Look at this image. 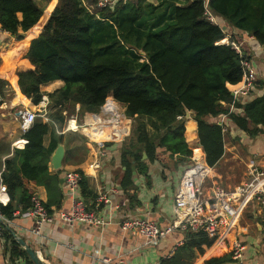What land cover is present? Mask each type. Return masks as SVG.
Here are the masks:
<instances>
[{"label":"trees","instance_id":"trees-1","mask_svg":"<svg viewBox=\"0 0 264 264\" xmlns=\"http://www.w3.org/2000/svg\"><path fill=\"white\" fill-rule=\"evenodd\" d=\"M43 1L46 7L37 0H0V26L15 37L0 42V74L9 72L0 75V95L10 87L30 106L48 97L47 106L53 109L48 122L37 116L23 135L27 140L23 148L10 150L0 141V184L7 186L10 196L7 204L0 203L6 219H14L18 209L22 213L31 208L35 190L30 183L47 188L49 212L52 204L60 206L62 170H51V155L62 143L65 113H75L78 107L80 115H96L110 94L125 105L127 119L137 120L141 148L134 145L122 153L126 190L134 186L133 165L147 174L160 150L215 166L225 152V131L223 124L209 117L228 115L252 136L264 131V94L240 104L228 88L242 80L241 61L248 58L228 41L246 33L264 50V0H159L158 4L116 0L104 7L98 6L99 0ZM208 11L215 21L208 18ZM222 21L233 28L232 35ZM54 80L65 84L51 93L41 90L42 84ZM231 104L243 108L244 114L231 111ZM187 111L197 121L202 151L191 149L186 140ZM108 131L98 130L100 147L115 142V130ZM48 134L51 140L45 145ZM85 193L90 195L86 189ZM0 231L9 235L1 223ZM215 240V233L189 228L184 243L159 264H193L203 246ZM13 243L16 261L33 264ZM222 248L206 264L230 261L232 246Z\"/></svg>","mask_w":264,"mask_h":264},{"label":"crops","instance_id":"crops-1","mask_svg":"<svg viewBox=\"0 0 264 264\" xmlns=\"http://www.w3.org/2000/svg\"><path fill=\"white\" fill-rule=\"evenodd\" d=\"M150 2L158 4L159 0ZM44 4L46 5L45 2ZM221 23L227 28L229 35L234 33L233 28L226 22ZM234 37L243 42L244 53L252 62L257 75L255 84L235 97L236 102L246 104L264 94V50L263 45L246 33L235 34ZM6 38L15 39L10 33L0 31V42ZM64 84L62 80L50 81L42 84L41 90L51 93ZM243 87V80L236 84H228L233 95L235 90H241ZM21 99L20 93L10 87L5 89L4 95H0V141L9 144L10 150L16 147L14 142L24 140L17 118V110L22 104ZM116 103L118 104L115 112L126 116L125 105L118 101ZM44 104L47 106L49 102ZM31 107L35 109V106ZM230 109L238 114H244L243 108H236L234 104L230 105ZM99 113L105 119H111L113 115L108 111ZM80 116L86 122L84 127L75 132L62 131L65 156L60 168L62 170L60 187L63 198L60 206L57 204L50 206L53 221L44 225L42 234L35 235L32 233L34 220L22 216L19 209L12 220L3 216L13 231L46 261L52 264H159L163 258L172 256L184 243L186 230L177 227L158 242L147 243L142 235L123 232L120 221L129 216H146L166 229L173 225L177 218L175 198L179 188L194 184L202 189L201 199L206 203L214 201V191L217 187H224L235 193L230 194L228 198L233 210L229 217L231 222L220 225L213 245L209 247L204 245V252L198 253L193 264H206L209 257L220 249L223 250L222 247L226 244L232 246L235 239L243 243V257L240 260L231 257L230 261L223 264H264V208L258 195L252 190L237 191L250 182L253 187L264 188V131L252 136L237 127L228 115L209 117V121L223 124L225 131V152L215 166L204 165L192 158L183 159L179 155L171 156L160 150L158 159L148 164L147 174L140 172L136 164L133 165L134 186L126 190L122 184L126 171L122 163V153L124 149L134 145H137L135 149L141 148L137 143V120L133 118L127 123L125 118L118 125L111 127L116 133L115 142L100 147V139H97L98 130L109 133L110 128L98 126L96 130H92L89 124L96 119L97 114ZM185 127L189 147L195 151H202L198 140V124L192 111H187L185 115ZM50 140L51 136L48 134L45 137V145H49ZM144 152L145 150L142 151ZM251 162L259 166L261 175L257 177L249 175L248 167ZM51 170L57 171L52 167ZM68 170H79L84 173L83 180L76 189V195L82 197L90 209H96L109 220V224L99 227L82 222L68 225L61 220L60 212L69 210L72 203L63 186ZM30 186L45 203L49 201V193L44 185L30 183ZM85 189L90 195L84 194ZM100 196L109 201L99 203ZM7 231L8 236L0 231V264H24L14 258L13 241L18 247L21 246L12 233Z\"/></svg>","mask_w":264,"mask_h":264},{"label":"built area","instance_id":"built-area-1","mask_svg":"<svg viewBox=\"0 0 264 264\" xmlns=\"http://www.w3.org/2000/svg\"><path fill=\"white\" fill-rule=\"evenodd\" d=\"M116 0H99L98 6H107L115 3ZM208 18L211 21H215L214 15L208 11ZM0 31H3L0 26ZM238 53L245 54L243 48V42L232 40L228 41ZM243 67V82L244 87L241 90H235L234 96L236 97L240 92L249 90L256 82V70L252 62L248 58H243L241 61ZM45 103L49 102L48 97H46ZM42 102V104H44ZM109 101L101 108V111H107L106 107ZM46 106V104H44ZM115 109H111L110 112L113 114L111 119H105L102 115H98L94 121L89 125L90 127L94 125H115L123 121L126 116L124 114H118ZM17 118L20 122V130L24 135L33 126L38 112L33 107L26 104H21L17 110ZM74 118V117H73ZM85 126V124L83 125ZM72 129H79L80 126L75 120ZM69 130V129H68ZM64 129L65 131H68ZM22 144L18 141L14 142V145L18 148H23L27 143V140L21 139ZM248 173L252 177H257L262 174L259 166L255 162H251L248 167ZM84 177V173L79 170H68L65 174L64 188L67 194L71 197L72 203L69 210H63L60 212V218L68 225H74L75 223H85L92 226H105L109 224V220L100 215L96 209H90L84 199L76 195V189L80 186ZM255 178L252 179L254 181ZM252 190L253 193L258 195L260 204L264 208V188L253 187L250 182L247 186L240 187L237 191L247 192ZM235 192H229L224 187H217L214 191V201L212 203L202 202L201 195L202 189L194 184L189 186H181L176 194V208H177V218L173 225L163 229L160 225L144 216H129L125 217L120 221V227L123 232L134 233L142 235L146 238L147 243H156L166 234L172 232L177 227H182L184 230L192 229L197 230L202 228L205 231L211 233H217L218 228L221 224L230 223L229 217L233 214V210L229 204L228 198L230 194ZM10 201V196L7 190V186L3 183L0 184V203L7 204ZM109 199L104 196L98 198V202H108ZM118 208V207H115ZM1 215V214H0ZM24 217H29L34 220V227L32 228V233L35 235L42 234V229L45 224L52 222L54 216L47 209L45 202L35 193L32 197V206L26 211L21 213ZM2 216V215H1ZM3 217V216H2ZM4 218V217H3ZM232 257L235 260H240L243 257V243L239 239H235L232 242ZM40 254V253H39ZM41 255V254H40ZM21 261L25 264L23 259H17V262Z\"/></svg>","mask_w":264,"mask_h":264},{"label":"water","instance_id":"water-1","mask_svg":"<svg viewBox=\"0 0 264 264\" xmlns=\"http://www.w3.org/2000/svg\"><path fill=\"white\" fill-rule=\"evenodd\" d=\"M33 29H30L27 33L31 34ZM143 54V52H141ZM8 73L1 74L2 77H5ZM19 113V112H17ZM100 115L97 114V116ZM144 158L147 157L146 152L143 153ZM65 156V146L63 143H59L56 149L53 151L51 155V167L54 170H58L62 167L63 159ZM0 223L3 224L7 230H9L12 235L14 236L15 240L19 243L21 248L26 251L28 254L30 260L33 262V264H52L46 261L40 254L37 252L33 247H31L23 238L19 237L11 228L9 224L5 221V219L0 215ZM54 264V263H53Z\"/></svg>","mask_w":264,"mask_h":264},{"label":"rangeland","instance_id":"rangeland-1","mask_svg":"<svg viewBox=\"0 0 264 264\" xmlns=\"http://www.w3.org/2000/svg\"><path fill=\"white\" fill-rule=\"evenodd\" d=\"M84 1L86 2V0H84ZM38 2L40 3V5H43L44 7H46V5H47V4L46 5L44 4V1L43 0H39ZM45 18H47V15H45ZM110 98L113 99L114 102H116L115 99L113 98V96L111 94L108 96L107 101ZM21 101H22V104H26V105L30 106L29 102H26L23 99H21ZM107 101H106V103H107ZM116 105H117V103H116ZM35 109L37 110L39 117H41L44 121H49V119H50L49 112H53V109H50L48 106H45L44 104H42V102L39 105H36L35 106ZM75 110H76L75 113H71V114L65 113V114H67V118H68L67 124L64 126L65 127L64 129L65 130L66 129L67 130L69 129L68 131H74V132H75V130H78V129H72L71 128L75 120L77 121V124L80 126L79 129H81L82 127H84L83 125L86 124L85 120L83 118H81L80 114H78V107H75ZM125 121L127 123H129L130 122V119H127V117H126Z\"/></svg>","mask_w":264,"mask_h":264},{"label":"bare ground","instance_id":"bare-ground-1","mask_svg":"<svg viewBox=\"0 0 264 264\" xmlns=\"http://www.w3.org/2000/svg\"><path fill=\"white\" fill-rule=\"evenodd\" d=\"M106 109H107V111H111V109H115L116 110V102H114V100H110L108 105H107V107H106ZM116 125H118V124H115V125H112V126L111 125L109 126V124L105 125V126H103V125H100V126H102L104 128H111V127L116 126ZM90 128L92 130H96L98 128V125H94V126H92ZM19 144H22V141L19 140Z\"/></svg>","mask_w":264,"mask_h":264}]
</instances>
